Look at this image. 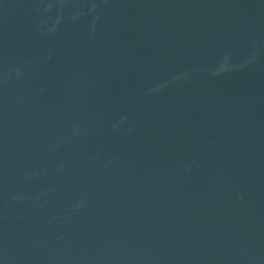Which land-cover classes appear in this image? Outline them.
<instances>
[{"label":"water","instance_id":"water-1","mask_svg":"<svg viewBox=\"0 0 264 264\" xmlns=\"http://www.w3.org/2000/svg\"><path fill=\"white\" fill-rule=\"evenodd\" d=\"M0 264H264V0H0Z\"/></svg>","mask_w":264,"mask_h":264}]
</instances>
